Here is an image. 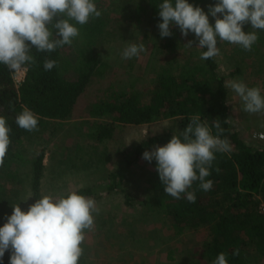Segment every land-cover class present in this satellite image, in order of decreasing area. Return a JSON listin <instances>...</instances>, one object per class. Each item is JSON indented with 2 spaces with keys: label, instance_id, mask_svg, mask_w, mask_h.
Returning a JSON list of instances; mask_svg holds the SVG:
<instances>
[{
  "label": "rangeland",
  "instance_id": "rangeland-1",
  "mask_svg": "<svg viewBox=\"0 0 264 264\" xmlns=\"http://www.w3.org/2000/svg\"><path fill=\"white\" fill-rule=\"evenodd\" d=\"M153 1L163 2L94 0L102 15L89 20L97 26V38L86 48L106 61L108 67L101 75L92 77L69 120H48L26 138L12 164L16 178L0 176V227L12 214L13 206L20 204L27 211L35 203L32 162L41 149H45L42 196L60 197L83 187L95 189V194L89 197L96 201L100 212L93 213L94 228L86 231L79 264H209L202 255L205 231L190 230L177 235L170 219H162L149 202L156 161L150 163L142 156L145 151L167 143L137 154V145L144 139L177 131L178 120L158 118L144 124H119L113 137L100 139V127L110 126L111 119L91 113L95 103L108 101L119 92L137 91L148 102L162 73L179 72L202 60L201 52L207 49L197 47L199 41L194 33L185 38L175 26L171 29L172 36H160L157 25L162 19L154 17ZM216 2L189 0L206 13L209 5ZM138 4L147 7L140 22L132 10ZM209 21L214 26L215 18L210 14ZM243 30L256 31L258 41L249 52L218 40L220 53L215 58L219 72L226 82L243 81L248 87H259L264 96V30H253L250 23ZM189 40L194 41L193 47L185 46ZM129 43L144 44L146 51L138 58L124 60L121 52ZM83 48L75 42L66 52L67 76L75 77L77 55L83 54L80 51ZM229 91L233 128L248 143L264 148V139L256 136L264 133V112H245L240 98L230 88ZM121 169H125V174L120 176L121 186L108 189L113 175ZM248 254L253 264H264V255L256 248H251Z\"/></svg>",
  "mask_w": 264,
  "mask_h": 264
},
{
  "label": "trees",
  "instance_id": "trees-1",
  "mask_svg": "<svg viewBox=\"0 0 264 264\" xmlns=\"http://www.w3.org/2000/svg\"><path fill=\"white\" fill-rule=\"evenodd\" d=\"M151 5L154 17H158V4L153 1ZM132 10L135 19L140 22L147 7L138 4ZM70 22L79 29V36L74 38L71 45L58 47L51 53L32 48L29 54L33 60L24 65L27 74L19 86L13 80L11 70L0 64V116L6 119L10 129V144L0 165V176L16 178L12 164L26 138L34 132L16 124L18 114L27 107L37 116L38 127H43L48 120H69L92 77L101 75L108 67L106 61L86 48L91 47L97 38L94 21L82 26L75 21ZM48 27L52 32L51 39H59L57 30L52 25ZM75 42L84 47L80 50L83 54L77 55L75 77H69L65 74L67 66L64 58ZM45 59L55 60L57 65L45 71ZM225 84L226 77L220 74L214 57L185 66L179 72L162 73L152 88L148 102L137 91L119 92L108 101L95 103L91 113L111 119L110 126L100 127V139L113 137L115 126L119 124H144L158 118L178 120L177 131L144 139L137 145V154L156 144L168 143L173 135L179 136L193 115L199 114L214 135L216 129L212 127L213 121L219 119L225 129L221 138L229 140L231 150L215 154L211 175L207 177L213 181L212 189L202 191L197 181L190 189L196 195L195 203L188 202L183 196L175 199L165 193L155 170L153 195L149 202L162 219H170L177 235L190 230L205 231L202 255L209 264L221 252L226 253L228 264H253L248 254L251 248L264 255V214L259 209L260 203L264 202V148L248 143L233 128L228 103L230 91ZM44 162L45 149H41L32 162L34 202L42 197ZM124 174L125 169L117 171L106 187L110 190L120 187V176ZM76 192L89 197L96 191L93 187H83ZM237 250L239 254L233 255ZM9 258L10 252L7 251L2 264H9Z\"/></svg>",
  "mask_w": 264,
  "mask_h": 264
},
{
  "label": "clouds",
  "instance_id": "clouds-1",
  "mask_svg": "<svg viewBox=\"0 0 264 264\" xmlns=\"http://www.w3.org/2000/svg\"><path fill=\"white\" fill-rule=\"evenodd\" d=\"M157 7L162 19L157 25L160 36H172L175 26L185 38L194 33L199 41L197 47L207 49L201 52L202 60L219 55L218 40L250 52L259 37L256 31L245 32L244 25L250 23L251 29L264 30V0H217L209 5L208 13L189 0H163ZM209 14L215 18L214 26ZM101 15L94 0H0V64L18 72L33 60L29 54L32 48L51 53L71 45L79 36V29L70 21L82 26ZM49 25L57 30L59 39H51ZM193 43L189 40L185 46L193 47ZM145 51L144 44L129 43L121 58H138ZM56 65L55 60L43 62L45 71ZM225 86L240 98L245 112H264V96L259 87H248L236 80ZM189 121L179 136L173 135L164 146L145 151L142 158L150 163L156 161L166 194L175 199L183 196L195 203L196 195L190 191L194 182L199 181L202 191H210L213 181L207 177L211 175L215 154L229 152L231 145L226 137L221 138L225 129L219 119L213 121L215 135L199 114L189 117ZM16 124L26 131L38 130V118L27 107L16 117ZM9 132L6 119L0 116V165L10 144ZM99 212L93 198L76 191L60 197L42 196L27 211L20 204L13 206L12 214L0 227V264L6 251L10 252L9 264H79L86 231L94 228L93 213ZM238 254L239 250L233 253ZM212 264H228L226 253H219Z\"/></svg>",
  "mask_w": 264,
  "mask_h": 264
},
{
  "label": "built area",
  "instance_id": "built-area-1",
  "mask_svg": "<svg viewBox=\"0 0 264 264\" xmlns=\"http://www.w3.org/2000/svg\"><path fill=\"white\" fill-rule=\"evenodd\" d=\"M11 72H12V76H13V80H14L15 84L17 86H19L24 81V79L26 77L27 67L23 65L22 68L18 72H13V71H11ZM256 136H258V138H260V139H264V133H259ZM259 209L264 214V202L260 203Z\"/></svg>",
  "mask_w": 264,
  "mask_h": 264
}]
</instances>
